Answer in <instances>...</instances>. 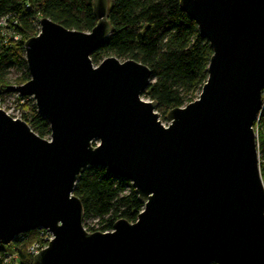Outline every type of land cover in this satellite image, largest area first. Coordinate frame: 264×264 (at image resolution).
Listing matches in <instances>:
<instances>
[{"label": "water", "instance_id": "95a60500", "mask_svg": "<svg viewBox=\"0 0 264 264\" xmlns=\"http://www.w3.org/2000/svg\"><path fill=\"white\" fill-rule=\"evenodd\" d=\"M96 27L47 18L24 43L30 80L9 92L34 99L41 139L0 109V245L46 230L32 264H264V186L256 132L264 104V0H181L212 48L195 101L168 127L142 99L151 72L135 60L90 56L111 32L108 0ZM95 143V146H93ZM92 166L129 181L144 204L133 224L88 233L72 195Z\"/></svg>", "mask_w": 264, "mask_h": 264}, {"label": "trees", "instance_id": "16d2710c", "mask_svg": "<svg viewBox=\"0 0 264 264\" xmlns=\"http://www.w3.org/2000/svg\"><path fill=\"white\" fill-rule=\"evenodd\" d=\"M180 1L108 0L107 21L111 32L105 44L90 56L93 66L112 56L120 62L135 60L149 68L151 82L142 98L156 102L155 112L161 116L198 98L208 79L213 55L210 44L200 37L196 23L179 9ZM93 4V0H0V19L7 16L15 19L17 26L13 29L20 35L19 41L8 47L0 44V98L15 95L7 90L8 87L21 86L30 80L24 43L39 33L41 18L68 30L91 32L97 24ZM11 71L19 74L14 80L9 79ZM16 102L20 120L41 139L49 136L50 128L39 115L34 99L17 97ZM262 108L253 130L257 135L264 186V104ZM72 195L79 199L83 208V228L88 233L111 232L118 220L133 224L144 208L129 181L114 177L97 166L81 174ZM88 221L94 225L88 226ZM39 233L40 230L28 232L18 237L12 246L0 245V264H7L12 254L17 264H32L33 255L28 248L40 241ZM10 247H13L12 253Z\"/></svg>", "mask_w": 264, "mask_h": 264}, {"label": "built area", "instance_id": "2783aa9c", "mask_svg": "<svg viewBox=\"0 0 264 264\" xmlns=\"http://www.w3.org/2000/svg\"><path fill=\"white\" fill-rule=\"evenodd\" d=\"M10 16H7L5 18H1L0 19V41H1V46L4 47H8V45L12 44L13 42H18L20 35H18L15 31V29H13L15 26H17V22L15 19H10L11 20V24H9V20ZM263 97H264V93H263ZM22 236V235H20ZM18 236V237H20ZM17 237V238H18ZM52 239V235L51 233H49L46 230H41L40 229V233L38 236V241L36 243H33L29 248H28V252L31 253L33 256L38 254V252H40V250H42L43 248H45L50 240ZM43 242L44 246L40 243Z\"/></svg>", "mask_w": 264, "mask_h": 264}, {"label": "rangeland", "instance_id": "374dc122", "mask_svg": "<svg viewBox=\"0 0 264 264\" xmlns=\"http://www.w3.org/2000/svg\"><path fill=\"white\" fill-rule=\"evenodd\" d=\"M19 74L15 71H11L9 75L10 80H14L16 77H18ZM19 97L16 94L11 95V97L3 96V98H0V109L5 111L7 115H9L11 118L13 117L15 120L20 119V109L18 107V103L16 102V98ZM144 101L148 99L142 98ZM160 115V114H159ZM160 123L163 124L164 127H168L169 123L167 121V116H159ZM44 140L50 141V135L47 136ZM88 226H93L94 223L92 221H88ZM11 245V244H10ZM12 246V245H11ZM13 252V247H10V253ZM16 256L14 254L9 255V258L7 260V264H17L16 262Z\"/></svg>", "mask_w": 264, "mask_h": 264}]
</instances>
